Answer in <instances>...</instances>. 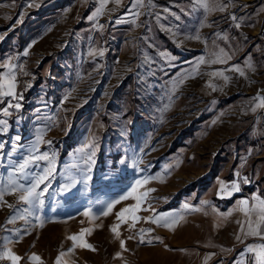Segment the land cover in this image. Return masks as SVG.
Instances as JSON below:
<instances>
[{
	"label": "rangeland",
	"instance_id": "374dc122",
	"mask_svg": "<svg viewBox=\"0 0 264 264\" xmlns=\"http://www.w3.org/2000/svg\"><path fill=\"white\" fill-rule=\"evenodd\" d=\"M9 84L0 188L49 161L53 174L39 209L5 193L0 251L19 264L61 252L67 264H256L248 249L264 238L246 233L264 200V0H0V91Z\"/></svg>",
	"mask_w": 264,
	"mask_h": 264
},
{
	"label": "snow or ice",
	"instance_id": "6c2138e0",
	"mask_svg": "<svg viewBox=\"0 0 264 264\" xmlns=\"http://www.w3.org/2000/svg\"><path fill=\"white\" fill-rule=\"evenodd\" d=\"M203 6L205 8L208 7L206 2H204ZM221 10H223V9H221ZM97 11H99V10H97ZM24 54L27 55V52H25ZM241 75H243L242 72H241ZM14 79L15 78L13 77V80ZM224 79L227 80L228 77L225 76ZM2 87L3 86L0 85V88H2ZM13 89H14V84H9L7 91H0V95L14 96L15 92L13 91ZM15 107L17 109H19L21 107V105L19 103H17L15 105ZM4 115H8L7 109H4ZM0 123H4V122H0ZM92 155H94V152L88 156L89 161H91ZM32 159L33 160H48L49 158H48V155L45 153L42 156L33 157ZM29 163H30V161L26 160L23 164L19 165V171L24 173L26 178H27L28 174L25 173L24 170L28 167ZM49 163H50V166L43 170V174L42 175L38 174L35 177H33L27 183V185L22 184V183H18L16 180H10L7 185H4L2 188H0V201H3V197H4L5 193L8 192L9 189H11V192H13V193L19 191V193H20L19 197H18L19 201H22L24 204L28 205L30 208L39 209L44 203V201L41 199V197L48 191V187L50 186V179L49 178L53 174V167L51 166L53 162L49 161ZM89 171H91L90 167L85 170L86 173ZM89 178L90 177L85 174L84 182L86 183ZM144 183H147V180H144V181L137 180L136 181L137 186H140L141 184H144ZM42 185H43V187H41ZM135 191H136V188L133 187L132 192H135ZM149 191H154V189H149ZM132 192H129L127 195H122L121 197H119L115 201L109 202L106 205V208H104L100 211L99 215H103V216L109 215L112 212L115 205L120 203L122 200L128 199L129 196L132 195ZM146 196H147V192L143 193L142 197L137 199V204L135 206H133L132 210H133V219L134 220L139 219L138 217H136L134 215V212H135V210L139 209L140 200ZM4 203L7 204L6 201H4ZM243 203L247 204V201H244ZM7 206L9 208L14 207L11 204H7ZM185 207H187V205ZM258 209H259L258 218L255 222V227L252 226V222L250 221L249 222V231L246 233V235L262 236V238H264V235H262V233H261V225H264V200L259 201ZM129 210H130L129 208H124L121 211L117 212L116 213L117 218L121 219L122 221L125 220L126 218H125L124 214L126 212H129ZM24 211L27 213L28 208H25ZM28 214L31 215V213H28ZM90 214H91V209L85 211V213H84V215H90ZM21 218H23V217H21ZM37 219H39V217H37ZM161 221H163V226L168 227V228H172L176 223H178V221L175 219L169 220L168 218H160V217H157V219L154 220L153 222L154 223H160ZM12 222H13L12 220H9V223H12ZM90 231H91L90 229H82L81 230V236H82L83 232H90ZM112 231L116 232V227H113ZM141 231H143V230H141ZM116 234H117V236H119L118 232ZM68 239L76 242V241L80 240L81 237L73 235V236L69 237ZM157 239H159V237H157ZM237 239H239V237H237ZM80 246L90 248L93 251L95 250L91 244L81 243ZM120 246H121V248L125 247L123 240L120 241ZM125 250H127V249H125ZM69 251H71V249H69ZM248 251L249 252H255L256 264H264V244L259 245L258 249L253 248V247H249ZM64 255L65 254L63 252H61L59 254V256H57L56 264H67L66 261H62V259H61ZM117 255L119 256V253H117ZM5 259L11 261V264H19L21 257L18 256L17 254H15L11 249H4V250L0 251V260H5ZM29 260L34 262V264H43L41 257L35 253H33L31 255V257H29Z\"/></svg>",
	"mask_w": 264,
	"mask_h": 264
}]
</instances>
